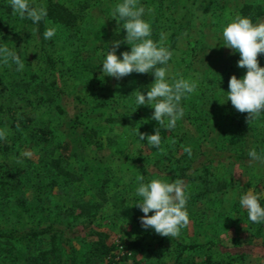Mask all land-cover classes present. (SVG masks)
<instances>
[{
  "label": "rangeland",
  "instance_id": "rangeland-1",
  "mask_svg": "<svg viewBox=\"0 0 264 264\" xmlns=\"http://www.w3.org/2000/svg\"><path fill=\"white\" fill-rule=\"evenodd\" d=\"M46 1L30 0V3L43 7ZM54 1L71 9L78 18L76 29L72 36L67 38V42L61 40V35L67 31L60 32L56 29L53 36L56 45L49 48L55 67L63 72L61 79L64 90L68 93L64 101H67L69 115L64 117L70 119L77 108L84 107V102L92 101V96L104 87L105 83H119L122 80L107 76L102 71V63L112 47V42L121 41L120 47L116 50L120 59L123 58L122 54L125 51H131V46L125 42L127 33L123 29V22L118 24L111 15L114 6L122 0ZM138 2L145 7L142 18L151 25L150 38L159 41L160 33L163 32L166 46L168 35L171 32L177 34L172 58L165 66L168 70L167 77L179 73L180 78H190L197 83L196 91L204 90L205 95L200 98L203 99L204 108L207 110L208 126L203 128L206 144L218 142L224 149L230 148L247 155L255 148L258 155L264 156V114L249 124L247 113L236 110L228 100L230 78L233 75L238 79L243 78L247 69L238 67L240 54L224 45L222 35L223 27L229 22L226 13L232 17L257 14L253 23L264 21V0H138ZM246 6L249 7L243 10ZM149 9L151 11H148ZM34 31L35 23L14 15L9 0H0V46L7 45L10 50L22 56L25 67L18 71L19 75L28 70L26 65L29 63L33 67L35 63H40L45 58L34 47ZM182 59L190 61L191 68H188V71L179 66ZM258 60L260 66L264 67V53L259 55ZM3 65L0 59V74L5 77L9 71L4 72ZM16 80L13 79L12 83ZM59 82L62 83L61 80ZM152 84L153 82H149V90ZM142 107L141 109L146 111L151 106ZM143 121V116H140L138 125ZM155 123L151 117H146L145 124L149 128H153ZM113 126L109 135L117 137L115 143L99 154H94L100 155L103 159L99 162L100 168L104 161L130 155L134 151V144L127 132V124ZM185 126L186 129H190L191 136L196 134V129L192 125ZM64 129V125L57 127L56 140L59 137L63 139ZM3 130H6V138L0 139V230L44 225L53 221L66 232L64 238L55 239L53 244L55 248L50 247L49 239L40 242L24 240L12 246L0 241V264H109L106 263L107 259H101L90 252L89 245L97 238V235L91 232L96 230L104 231L107 234V241L111 243H118L125 237H137L140 241L142 250L136 256L139 263L131 259L120 264H178L175 261L176 241L200 243L205 240L213 242V250L218 257L227 258L238 251L241 253L252 251L253 254L247 255L243 263L264 264V222L250 221L247 210L240 205V198L250 188L255 187L264 207L263 163L229 159L213 161L211 176L214 177L215 183L225 181L226 188L213 191L208 197L192 201V204L187 203L190 224L181 230L179 237L171 238L156 232H148L143 226L137 225L132 218L135 207H132L131 202L123 200L119 208L112 205L114 196L118 197L114 193L121 187H117L114 179L109 182L111 187L107 188V195L112 199L100 208L99 214L90 226L85 227L81 220L76 219L79 212L76 204L96 199L95 182L104 176L96 169L97 162H89L90 170L80 181L55 178L56 187L50 191L45 184L52 174L47 177L45 171L37 174L31 172L28 177L13 174L20 169L28 171L29 168H23V162L17 164L16 160L19 158L18 155L15 156L14 148L7 151L4 149V145H11V136L16 130L10 127ZM73 145L77 147L76 152L82 158L81 161L84 163L86 160L90 161L92 151L81 149L74 141ZM146 147L150 148L148 144ZM12 163H15V170ZM128 164L126 160L123 169L129 167ZM116 166L117 164L113 167ZM120 172L121 170L118 174ZM118 174L115 172L111 176ZM43 250L46 251L45 254ZM205 253V250L197 253L186 251L184 257L191 261H199Z\"/></svg>",
  "mask_w": 264,
  "mask_h": 264
},
{
  "label": "trees",
  "instance_id": "trees-1",
  "mask_svg": "<svg viewBox=\"0 0 264 264\" xmlns=\"http://www.w3.org/2000/svg\"><path fill=\"white\" fill-rule=\"evenodd\" d=\"M43 7L47 11V16L38 24L35 23L33 35L35 37L34 47L44 55V60L35 63L33 67L29 63L26 65L28 70H25L21 75L16 70L17 65L10 61L11 67L3 65L5 66L4 72L9 71V73L5 77L0 74V129L10 127L16 130L11 136V145H4V149L7 151L14 148L15 156L18 155L19 158L16 160L17 164H20L18 160L22 159L23 168H29L28 171L20 169L13 172L15 176L23 174L28 177L31 172L37 174L45 171V177L53 175L47 179L45 184L52 191L57 183L55 178L62 177L72 182L80 181L90 170L89 162L96 161L98 165L96 169H99L104 176L95 182L97 183L96 199L76 204V208L79 209L76 219L81 220L85 227L90 226V223L99 214L100 208L112 199L107 195V188L111 187L109 182L114 179L117 182L115 183L117 187H121L114 193L118 197L114 196L112 205L119 208L121 201L131 202L132 207H135L132 218L137 225L142 227L141 217L144 216V213L136 206L142 202V198L136 194V189L139 186L137 176L143 175L144 183L150 182L152 179H162L168 182H173L176 179L183 180L185 193L188 197L187 203L192 204V201L208 197L213 191H220L227 186L225 181L215 183L211 171L213 161L220 159L252 160L249 155L243 152L238 153L230 148L224 149L223 145L218 142L206 144L205 129L203 130V128L208 126V120L207 110L204 108L205 103L200 98L205 95L202 88L200 92L195 91L182 98L181 106L184 108V116L177 121L176 127L171 130L161 129L160 147L162 150L146 147L147 137L143 141L139 140L138 129L140 133L151 135V133L155 134L159 125L157 121L153 128H149L145 124L146 117H152L154 109L150 107L149 110H142V106L136 103L135 92L139 90L143 94L147 93L149 82L154 83L155 80L152 73L133 72L126 78L123 77L119 83H105L104 87H101L92 96V101L84 102V107L77 108L70 119L64 117L69 116L67 101H64L65 95L68 93L64 90L61 79L63 72L58 71L55 67L49 52V48L56 45V39L54 40V37L45 39L43 33L47 27L55 28L60 32L65 30L67 32L61 35V40L66 43L67 38L72 36V32L76 29L78 18L75 12L54 0H47ZM248 7H244L243 10ZM256 15H248V18L254 21ZM176 37V32H171L168 35L166 47L171 52L175 48ZM19 56L22 59V56ZM179 66L188 71V68H191V63L182 59ZM168 75L170 76V74ZM167 78L171 83L179 79L180 74L176 73ZM13 79L17 80L12 83ZM200 83L202 84V82ZM140 116H143L144 121L138 125ZM123 123L127 124V132L134 144V151L127 156L110 158V161L106 159L107 161H104L100 168L99 162L103 159L100 155L94 156V154H99L106 147L115 143L117 137H110L109 132L114 128L113 124L121 125ZM186 124H190L196 129L194 136L189 134L190 129H186ZM60 125H64V137L63 139L59 137L56 140L58 137L57 127ZM73 141L75 144L78 143L81 149L92 151L90 161L86 160V163L81 161L82 158L76 152L77 147L73 145ZM188 146L192 149L191 157L184 151V147ZM25 151H32L33 156L31 158L23 156L22 153ZM117 160L118 162H116ZM126 160L129 167L123 169L122 166L126 164ZM253 161L261 164L259 160ZM12 164L15 170V163ZM115 164L117 166L113 167ZM120 170L121 172L118 174ZM115 172L118 175L111 176ZM191 186L193 187L191 188ZM153 214L149 213L148 215ZM146 230L155 233L152 228ZM65 232L64 228L51 221L44 225L0 230V241L12 246L24 240L40 242L49 239L50 247L55 248L53 245L55 239L64 238ZM91 233L97 235V238L92 240L89 245L92 255L107 259L106 263L109 264H120L122 261L131 259L133 262L139 263L136 256L141 252L142 244L137 237H125L118 243H111L107 241V234L104 231L96 230ZM174 246L175 261L178 264H235L236 262L244 264L246 256L253 254L252 251L251 253L238 251L227 258L218 257L213 250L214 244L210 240L200 243L176 241ZM200 250H205L206 253L199 261H191L184 257L186 251L197 253ZM44 252L46 251L43 250V254H45ZM42 257L44 258V256Z\"/></svg>",
  "mask_w": 264,
  "mask_h": 264
},
{
  "label": "clouds",
  "instance_id": "clouds-1",
  "mask_svg": "<svg viewBox=\"0 0 264 264\" xmlns=\"http://www.w3.org/2000/svg\"><path fill=\"white\" fill-rule=\"evenodd\" d=\"M9 4L14 15L21 19H30L36 24L47 16L44 7L34 6L30 0H9ZM144 13L145 7L139 5L138 0H122L114 6L111 15L118 24L123 22V29L127 33L125 42L131 46V51H125L122 54L123 58L120 59L116 50L120 47L121 41H113L102 63V71L105 75L117 79L133 72L154 75V83L147 91V95L139 90L135 94L137 105H150L154 109L151 119L157 121L159 127L155 134L151 135L140 133L138 129L137 135L141 141L147 137L150 147L162 150L161 129L171 130L176 127L177 121L184 116L182 98L194 93L198 85L190 78L183 77L169 82L165 66L173 53L165 46L163 32L160 33L159 41L150 38L152 29L150 23L142 18ZM225 15L229 22L222 29L224 45L240 54L238 67L247 69L243 78L238 79L235 75L230 78L228 100L236 110L248 114L247 122L251 124L264 114V67L260 66L258 60L259 55L264 53V21L253 23L248 17L240 15L232 17L227 13ZM55 32V28L47 27L43 36L45 39H51ZM0 59L9 67L11 63L17 65V71H22L25 67L20 56L7 45L0 46ZM4 138L6 130L0 129V139ZM184 151L191 157L190 146L184 147ZM22 155L31 158L33 152L25 151ZM248 155L252 160L264 163V157L258 155L255 148L250 150ZM136 179L139 185L136 194L142 198V202L136 206L144 213L141 217L142 226L145 229L152 228L164 237H179L181 230L190 224L184 181L152 179L144 183L143 175L137 176ZM260 201L261 196L255 187L250 188L240 198V205L247 210L248 219L254 223L264 222V207ZM149 213L154 214L148 215Z\"/></svg>",
  "mask_w": 264,
  "mask_h": 264
}]
</instances>
